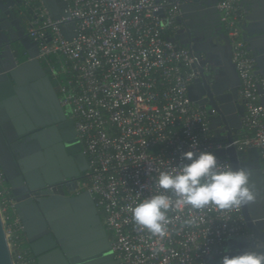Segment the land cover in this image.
<instances>
[{
	"label": "built area",
	"instance_id": "obj_1",
	"mask_svg": "<svg viewBox=\"0 0 264 264\" xmlns=\"http://www.w3.org/2000/svg\"><path fill=\"white\" fill-rule=\"evenodd\" d=\"M64 1L55 19L41 0H23L31 14L28 35L58 84L59 103L86 156L85 189L119 264H219L222 242L248 234L241 208L194 210L174 204L163 237L136 225L129 210L161 191L157 175L186 162L183 152H214L220 146L212 140L206 112L187 94L192 56L167 38L175 28L173 9L160 15L156 0ZM216 6L244 105L243 128L226 146L257 148L264 176L262 80L237 27L238 0H217ZM71 23L66 33L75 34L68 39L61 26ZM3 182L0 170V214L13 264H37L21 247L26 239Z\"/></svg>",
	"mask_w": 264,
	"mask_h": 264
},
{
	"label": "water",
	"instance_id": "obj_2",
	"mask_svg": "<svg viewBox=\"0 0 264 264\" xmlns=\"http://www.w3.org/2000/svg\"><path fill=\"white\" fill-rule=\"evenodd\" d=\"M13 1L0 0V12ZM41 1L55 19L60 16L57 6L67 5L64 0ZM156 1L162 4L160 15L173 9L175 28L168 40L186 47L192 56L187 94L207 114L212 140L220 145L215 154L228 160L233 169L249 170V184L257 194L255 202L241 207L248 234L222 242L219 264L223 256L253 246L264 252V176L259 152L255 147L239 150L226 146L243 128L244 105L238 97L240 81L217 0ZM238 6L241 18L237 27L261 77L258 90L264 105V0H238ZM13 27L17 32L11 39L19 42L28 59L18 63L4 45L0 24V170L31 255L37 264H119L87 189L71 196L38 191L45 183L76 175L68 145L78 138L74 128L71 138L62 129L72 120L65 121L64 108L37 58V41ZM73 27L74 23L61 26L62 34L69 39L75 32L67 34L66 28ZM0 264H13L1 214Z\"/></svg>",
	"mask_w": 264,
	"mask_h": 264
},
{
	"label": "clouds",
	"instance_id": "obj_3",
	"mask_svg": "<svg viewBox=\"0 0 264 264\" xmlns=\"http://www.w3.org/2000/svg\"><path fill=\"white\" fill-rule=\"evenodd\" d=\"M182 159L186 162L159 172L155 185L160 192L130 207L132 219L140 228L163 237L170 223L167 213L174 204L194 210L208 206L226 210L255 202L257 194L249 184V170L221 164L211 151H185ZM221 264H264V252L253 246L239 254L223 256Z\"/></svg>",
	"mask_w": 264,
	"mask_h": 264
},
{
	"label": "flooded vegetation",
	"instance_id": "obj_4",
	"mask_svg": "<svg viewBox=\"0 0 264 264\" xmlns=\"http://www.w3.org/2000/svg\"><path fill=\"white\" fill-rule=\"evenodd\" d=\"M31 14L28 8L23 4V0H14L13 2L7 4L4 7L3 11L0 12V24L2 25V37H4V45H8L13 52L16 60L22 59L21 62L28 59V54L19 42L13 41L11 35L16 34L17 30H14L13 26H18V30L23 32V34L28 35V30L30 27ZM12 29V30H10ZM224 30V28H223ZM29 36V35H28ZM2 49V48H1ZM46 71L47 76L50 78L53 88L55 89L58 95V84L56 80L51 77V70L48 67H43ZM59 97V96H58ZM66 120H70L67 112L64 110ZM57 124V123H56ZM74 128L73 122L64 123L62 129L68 134L71 138L70 131ZM71 148V153L69 156L73 160V165L76 168V175L70 178H63L61 181L47 184L45 183L40 190H50L55 193L63 192L65 195H74L86 188L87 178L85 176V170L87 168L86 156L83 153L81 144L79 141H71L68 145ZM34 194V192H32Z\"/></svg>",
	"mask_w": 264,
	"mask_h": 264
},
{
	"label": "trees",
	"instance_id": "obj_5",
	"mask_svg": "<svg viewBox=\"0 0 264 264\" xmlns=\"http://www.w3.org/2000/svg\"><path fill=\"white\" fill-rule=\"evenodd\" d=\"M17 61H18V63H20L22 61V59L17 60ZM41 64H42L43 67H47V64L45 62L42 61ZM58 96H59V92H58ZM3 185L4 186H8V184L6 182H3ZM21 247L24 248L31 255V252H30V250L28 248V244H27L26 241L24 243H22Z\"/></svg>",
	"mask_w": 264,
	"mask_h": 264
}]
</instances>
